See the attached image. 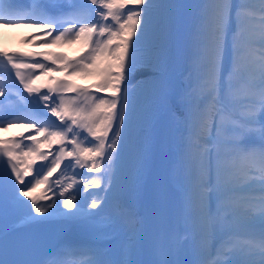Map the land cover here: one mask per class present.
I'll use <instances>...</instances> for the list:
<instances>
[{
  "label": "snow or ice",
  "instance_id": "1",
  "mask_svg": "<svg viewBox=\"0 0 264 264\" xmlns=\"http://www.w3.org/2000/svg\"><path fill=\"white\" fill-rule=\"evenodd\" d=\"M18 27L81 51L0 50V264H264V0H0Z\"/></svg>",
  "mask_w": 264,
  "mask_h": 264
},
{
  "label": "bare ground",
  "instance_id": "2",
  "mask_svg": "<svg viewBox=\"0 0 264 264\" xmlns=\"http://www.w3.org/2000/svg\"><path fill=\"white\" fill-rule=\"evenodd\" d=\"M27 1V0H26ZM51 2V0H49ZM183 2V0H181ZM22 30H29L27 27H18V28H0V50L8 51L10 53H34L31 50H36L37 52H50L45 50L42 47H36L38 43L33 41L32 37L29 38L28 42L19 37V32ZM37 30V29H36ZM29 33L31 31H28ZM27 32V33H28ZM42 38V37H40ZM43 49V50H42ZM63 54L69 58L77 56L81 51V46L79 44L67 45L66 50H62ZM91 81H77V83H90ZM19 128H11L6 132L0 133V139H7L13 137V131ZM21 131H26L21 129ZM88 175V174H87ZM95 191V190H92ZM86 195V194H85ZM72 239L77 243H87L89 237L83 233L74 234Z\"/></svg>",
  "mask_w": 264,
  "mask_h": 264
},
{
  "label": "rangeland",
  "instance_id": "3",
  "mask_svg": "<svg viewBox=\"0 0 264 264\" xmlns=\"http://www.w3.org/2000/svg\"><path fill=\"white\" fill-rule=\"evenodd\" d=\"M30 30H31V29L20 31V32H19V37L21 36V33H22V35H23V34H26L27 31H30ZM66 46H67V45H64V46H53V47H50V48H47V49H56V50L62 51V50H66ZM62 52H63V51H62Z\"/></svg>",
  "mask_w": 264,
  "mask_h": 264
}]
</instances>
